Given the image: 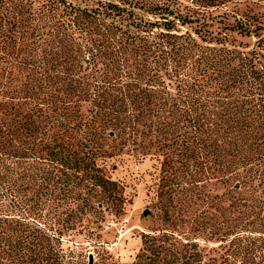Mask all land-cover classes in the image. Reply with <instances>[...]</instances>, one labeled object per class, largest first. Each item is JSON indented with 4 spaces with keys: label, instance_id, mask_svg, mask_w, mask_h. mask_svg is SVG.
Returning <instances> with one entry per match:
<instances>
[{
    "label": "trees",
    "instance_id": "trees-1",
    "mask_svg": "<svg viewBox=\"0 0 264 264\" xmlns=\"http://www.w3.org/2000/svg\"><path fill=\"white\" fill-rule=\"evenodd\" d=\"M87 1L0 0V264H88L84 243L96 264H264L261 23L226 0ZM125 156L155 161L167 226L131 262L101 238Z\"/></svg>",
    "mask_w": 264,
    "mask_h": 264
},
{
    "label": "rangeland",
    "instance_id": "rangeland-1",
    "mask_svg": "<svg viewBox=\"0 0 264 264\" xmlns=\"http://www.w3.org/2000/svg\"><path fill=\"white\" fill-rule=\"evenodd\" d=\"M73 3L85 5L87 0H70ZM88 2V1H87ZM176 5H202L196 0H178ZM214 5H238L241 10H249L255 16L258 23H261V35L264 38V0H226ZM224 6L211 8L214 14L223 12ZM237 42L254 47L257 44L256 36L234 35ZM264 46V41H263ZM115 166H108L106 173L113 179L120 180L123 184L121 194L124 197L122 210L115 211L111 207H104L101 228V238L103 247L112 254L115 260L120 262H131L135 259L142 246L144 233H158L159 230L166 228L163 222L160 202L150 189L151 176L154 171L155 161L149 158L142 162H137L125 156L124 162H115ZM149 209V214L144 215V211ZM64 241V244H70ZM85 247V260L88 255L93 256V263L99 259L98 248L94 245Z\"/></svg>",
    "mask_w": 264,
    "mask_h": 264
},
{
    "label": "water",
    "instance_id": "water-1",
    "mask_svg": "<svg viewBox=\"0 0 264 264\" xmlns=\"http://www.w3.org/2000/svg\"><path fill=\"white\" fill-rule=\"evenodd\" d=\"M149 209H146L145 211H144V215H147V214H149ZM93 263V256H92V254L90 253L89 254V257H88V264H92Z\"/></svg>",
    "mask_w": 264,
    "mask_h": 264
}]
</instances>
